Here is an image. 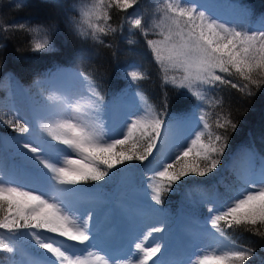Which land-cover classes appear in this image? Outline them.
Masks as SVG:
<instances>
[{
    "label": "snow or ice",
    "instance_id": "snow-or-ice-1",
    "mask_svg": "<svg viewBox=\"0 0 264 264\" xmlns=\"http://www.w3.org/2000/svg\"><path fill=\"white\" fill-rule=\"evenodd\" d=\"M136 3L137 0H94L88 4L84 0L79 8V19L73 24L74 31L83 38L104 44L102 37L117 31V26L110 23L111 9L127 12ZM11 27L7 25L5 29ZM131 28L140 30L145 37L149 33L158 37L147 39V44L159 65L163 83L186 88L197 100L204 101L208 89L217 84L229 85L242 92L247 90L248 95L252 94L251 86L264 85V30H250L222 21L209 11L207 5L188 0H161L157 15L149 24L137 17L131 20ZM43 35L44 42L35 44L37 50L48 46L47 32ZM169 73L180 75L170 76ZM80 75L86 82V91L75 103L67 105L75 115L57 117L54 109L64 103L65 98L50 96L44 114L39 117L41 131L65 147L56 148L47 142L35 145L23 143V148L33 154L34 160L51 173L50 180L59 186L101 181L116 165L133 160L143 162L157 148L164 124L160 118L162 113L157 112L147 97L138 93L144 105L142 114L126 123V130L119 135H110L100 118L104 96L93 79L83 73ZM127 75L133 83L146 78L145 73L136 67ZM233 76L244 83L233 82L229 79ZM215 103L219 106L222 101ZM207 115H201L202 127L194 131L190 142L189 138H185L184 143L174 144V158L170 159L171 151L163 156L159 167L149 177L151 199L157 205L162 203V194L170 191L182 177L190 174L204 177L220 163L218 157L224 152L227 136L213 131L212 124L205 118ZM13 120L15 123L12 120L7 123L15 131L21 134L30 131L27 121L19 117H13ZM214 123L215 128L223 129L225 133L229 127L233 130L237 127L230 113H218ZM244 184L248 185V190L241 189L231 201L219 208L208 209L212 213V228L228 243L221 247L218 238L213 236L216 243L209 245L189 264H245L249 259L251 250L240 248L229 240L225 229L243 227L245 231L264 236V170L259 184L251 183L247 178ZM55 185H49V192L0 179V253L15 254L20 250L18 242L30 237L34 242V258L28 264H90L89 258L93 257V253L88 251L91 237L88 221L73 215L67 202L53 194L80 190ZM221 222L224 227H221ZM163 231V227L152 225L145 239ZM69 241L76 243L69 244ZM37 247L44 253L38 252ZM135 247L137 252L142 253L136 264H149V261L164 264L161 259L153 260L161 252L160 244L145 247L142 241ZM94 261L109 264V260L102 255H95ZM126 264L133 262L129 260Z\"/></svg>",
    "mask_w": 264,
    "mask_h": 264
},
{
    "label": "trees",
    "instance_id": "trees-1",
    "mask_svg": "<svg viewBox=\"0 0 264 264\" xmlns=\"http://www.w3.org/2000/svg\"><path fill=\"white\" fill-rule=\"evenodd\" d=\"M223 1L233 2L238 6L242 13L241 25L250 30L264 17V0ZM93 2L94 0H87L88 4ZM83 3L84 0H0L1 165L6 171L8 167L10 171L16 166L32 173L44 169L28 162L34 159L33 154L23 148L20 140L27 139L29 132L21 134L7 123L8 120L15 123L13 117H17L13 108L3 103L9 99L8 83L14 81L24 90L25 97L32 99L35 96L36 80L53 75L66 80L71 72L82 79L80 74L83 73L99 86L104 101H112L134 92L142 93L157 112L162 113L160 118L164 123L188 120L208 113L205 118L212 124L213 131L227 136L224 152L218 157L220 163L214 171L204 177L192 174L182 177L172 185L170 191L162 194V203L158 205L168 215L169 228L174 233L181 234V224L197 228L206 225L210 222V201L224 199L236 184L234 168L228 166L233 155L245 152L251 155L254 165H257L258 158H264V85L251 86L252 94L248 95L247 90L242 92L229 85L217 84L208 89L204 101L197 100L186 88L163 83L159 65L147 44V39L158 37L152 33L145 37L140 30L131 28L133 11L149 24L157 15L161 0H137L127 12L111 9L110 23L117 26V31L102 37L104 44L83 38L74 31L73 24L79 19V8ZM7 25L13 27L5 29ZM259 30L264 28L256 31ZM45 31L48 46L37 50L35 44L44 42ZM134 67L145 73L144 80L135 83L130 80L127 73ZM174 74L180 75L169 73L170 76ZM229 79L239 85L244 83L235 76ZM85 83L83 81L84 85ZM42 86L41 82L38 87ZM217 100L222 101L221 105L217 106ZM218 113H230L231 119L237 124L235 130L229 127L225 133L223 129L215 128L214 121ZM29 127L32 129V125ZM146 164L145 160L125 161L109 170V175L103 180L88 181L75 187L99 193L104 198V205L108 198L117 201L124 199L131 204L133 198H137L149 187L146 181ZM221 227H224L223 222ZM114 229L120 232L117 228ZM225 230L229 240L240 248L251 250L245 264H264V236L245 231L243 227ZM119 240L120 237L116 236L115 241ZM33 245L30 237L23 238L18 242L20 250L15 254L0 253V264H21L23 260H30L33 257ZM168 248H171V244L161 249L156 259L162 254L166 255ZM36 250L44 253L38 247Z\"/></svg>",
    "mask_w": 264,
    "mask_h": 264
},
{
    "label": "rangeland",
    "instance_id": "rangeland-1",
    "mask_svg": "<svg viewBox=\"0 0 264 264\" xmlns=\"http://www.w3.org/2000/svg\"><path fill=\"white\" fill-rule=\"evenodd\" d=\"M188 2L207 5L209 11L219 16L222 21L239 25L241 23L240 9L233 2L223 0H188ZM131 16L137 17L134 11L131 13ZM255 27L264 28V17L252 26V30H255ZM69 76V79L66 80L58 75L36 80L35 96L32 99L26 98L24 90L14 81L8 83L9 99L3 103H7L9 107L11 106L17 117L22 118L23 121H27L28 125H32L27 139L20 140L21 143L28 142L35 145L47 142L56 148L65 147L52 141L46 133L41 131L40 125L42 121L39 117L44 114V108L49 103L48 98L50 96H63L65 98L64 103L59 104L54 109L57 117L63 118L75 115L67 105L75 103L76 100L80 99L86 88L83 80L76 73L71 72ZM41 82L43 86L38 87ZM143 107L144 105L138 92L127 94L112 101H104L100 118L104 123L105 130L112 136L119 135L122 130H126V123L142 114ZM198 127H202L200 117L165 122L162 125L161 138L157 141V148L145 160L147 163L146 171L148 172L146 181L148 183H150L149 177L159 167V161L163 156L168 155L171 151L170 159L173 158L176 149L172 146L176 143H184L185 138H189L190 142L191 136ZM161 141H163V144ZM73 156H75L74 153ZM250 157L251 155L245 152L241 153V151L233 155L228 166L234 168V180L236 184L233 189L227 192L224 199L210 201L208 205L211 208H219L221 205L231 201L240 193L241 189L248 190V185L244 184L245 178L251 183L259 184L261 182V172L264 170V158H258L257 165H254L253 158L251 159ZM28 162L43 167L34 159ZM253 167H255V170H252ZM8 171L9 167L6 171L0 162V179L6 183L14 182L26 187L41 188L49 192H51L49 185H55V181L50 180L51 173H48L47 169H43L44 173L37 179L32 172L26 169L20 171L17 167H13ZM41 179L44 181H41ZM55 186L76 188L75 186ZM53 194L57 195L58 199L67 202L68 206L72 209L73 215L88 221V228L91 232L88 251L93 253V257L89 258L90 264H98V262L94 261L95 255L104 256L109 260V264H126L129 260L133 264H136L137 258L142 253L137 252L135 245L142 241L145 247L155 246L158 243L161 245V249L171 244L168 254H162L157 258L161 259L164 264L166 262V264H189L190 260H194L209 245L216 243L212 238L213 236L218 238L221 247L226 245L223 238H220L218 233H215L210 222L200 228L189 224H181V236H177V233H174L171 227L169 228V220L166 217L168 215L164 214L163 210L151 199L152 192L150 187L139 194L137 198H133L131 204L121 199L118 201L114 200L113 206H107V200L106 205H104L102 195L89 190H80L67 194ZM198 195L204 198L202 193ZM152 225L163 227L164 231L162 233H153L152 236L145 239ZM114 227L120 232H115ZM116 233H119V235H116ZM210 233L212 235H209ZM116 236L121 237V239L115 241ZM70 242L73 241H69L68 243L71 244ZM78 247L83 248V246ZM119 250H122L123 253H119ZM153 260H156V257H153ZM29 261L23 260L21 264H28ZM149 264H152V261H149Z\"/></svg>",
    "mask_w": 264,
    "mask_h": 264
}]
</instances>
